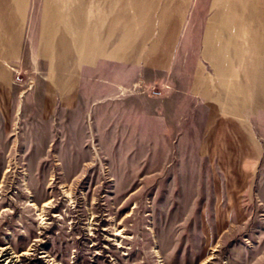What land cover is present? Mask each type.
<instances>
[{
  "label": "rangeland",
  "instance_id": "374dc122",
  "mask_svg": "<svg viewBox=\"0 0 264 264\" xmlns=\"http://www.w3.org/2000/svg\"><path fill=\"white\" fill-rule=\"evenodd\" d=\"M45 69L14 72L22 105L0 118V264H264V94L194 103L167 76L111 95L145 96L132 120L117 104L62 110L79 72Z\"/></svg>",
  "mask_w": 264,
  "mask_h": 264
},
{
  "label": "crops",
  "instance_id": "0c3cea01",
  "mask_svg": "<svg viewBox=\"0 0 264 264\" xmlns=\"http://www.w3.org/2000/svg\"><path fill=\"white\" fill-rule=\"evenodd\" d=\"M27 64L79 72L76 97L59 85L62 110L110 103L132 120L145 116V96L111 95L167 76L194 103L213 102L211 88H223L221 98L243 86L263 96L264 0H0V118L20 111L14 72ZM52 97L46 90L45 116Z\"/></svg>",
  "mask_w": 264,
  "mask_h": 264
},
{
  "label": "built area",
  "instance_id": "2783aa9c",
  "mask_svg": "<svg viewBox=\"0 0 264 264\" xmlns=\"http://www.w3.org/2000/svg\"><path fill=\"white\" fill-rule=\"evenodd\" d=\"M16 81H17L18 84H22L24 80H23V78L20 77V75H18L16 77Z\"/></svg>",
  "mask_w": 264,
  "mask_h": 264
}]
</instances>
